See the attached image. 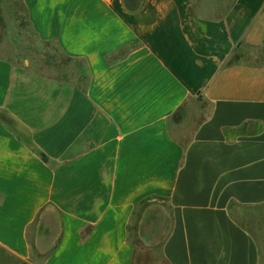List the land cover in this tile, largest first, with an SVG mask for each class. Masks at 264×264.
<instances>
[{
	"label": "crops",
	"instance_id": "1",
	"mask_svg": "<svg viewBox=\"0 0 264 264\" xmlns=\"http://www.w3.org/2000/svg\"><path fill=\"white\" fill-rule=\"evenodd\" d=\"M15 1L0 264H264V0Z\"/></svg>",
	"mask_w": 264,
	"mask_h": 264
},
{
	"label": "rangeland",
	"instance_id": "2",
	"mask_svg": "<svg viewBox=\"0 0 264 264\" xmlns=\"http://www.w3.org/2000/svg\"><path fill=\"white\" fill-rule=\"evenodd\" d=\"M19 7L20 5L15 0H0V24L5 43H8L7 40L10 41V39H13L14 37H19V34H22L23 32V29H21V20L16 17V12L18 14L20 12ZM21 40L24 41L23 39ZM10 48L9 45L5 50L8 52Z\"/></svg>",
	"mask_w": 264,
	"mask_h": 264
},
{
	"label": "trees",
	"instance_id": "3",
	"mask_svg": "<svg viewBox=\"0 0 264 264\" xmlns=\"http://www.w3.org/2000/svg\"><path fill=\"white\" fill-rule=\"evenodd\" d=\"M0 23H1V18H0ZM137 264V263H136Z\"/></svg>",
	"mask_w": 264,
	"mask_h": 264
}]
</instances>
